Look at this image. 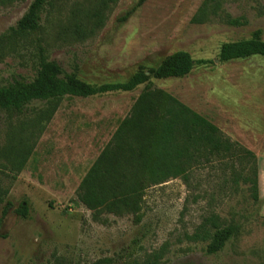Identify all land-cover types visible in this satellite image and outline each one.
Returning a JSON list of instances; mask_svg holds the SVG:
<instances>
[{
  "label": "rangeland",
  "instance_id": "374dc122",
  "mask_svg": "<svg viewBox=\"0 0 264 264\" xmlns=\"http://www.w3.org/2000/svg\"><path fill=\"white\" fill-rule=\"evenodd\" d=\"M32 2L0 0V86L32 81L42 59L91 85L124 83L140 66L153 69L165 57L187 52L196 62L192 73L152 79L153 86L256 155L259 201L216 162L194 172L189 183L175 179L150 188L140 224L131 215L94 221L77 190L144 86L60 100L53 120L30 141L33 153L18 172L4 156L7 134L46 107L37 103L22 116L0 112V264H264V58L218 60L226 43L257 30L264 40V0H224L219 16L202 25L191 20L204 0H148L126 21L139 0H49L36 31L14 32ZM97 10L104 25L91 33ZM226 15L245 25L229 26ZM22 205L27 218L16 213ZM210 218L236 228L215 255L207 253L208 241L191 240Z\"/></svg>",
  "mask_w": 264,
  "mask_h": 264
},
{
  "label": "trees",
  "instance_id": "16d2710c",
  "mask_svg": "<svg viewBox=\"0 0 264 264\" xmlns=\"http://www.w3.org/2000/svg\"><path fill=\"white\" fill-rule=\"evenodd\" d=\"M147 1L139 0L122 20L129 19L133 11ZM223 1L204 0L191 23L202 25L210 18L218 17ZM48 2L33 0L13 31L21 34L36 31ZM101 15V10H97L91 17V33L104 25ZM225 19L232 27L245 25L241 18L226 15ZM76 29L78 34L79 30ZM253 57L264 58L261 30L253 32L249 39L224 44L218 60L227 64ZM195 64L189 53L180 51L165 57L156 68L146 70L140 66L124 83L95 86L79 79L75 72L65 73L56 61L42 59L37 76L32 81L20 79L0 86V112L22 116L37 103L46 106L28 124L10 128L4 156L18 172L22 171L34 150V143L30 141L34 142L53 120L60 100L131 93L144 86L130 114L118 124L77 190L78 201L92 213L93 220L99 221L103 215H131L134 223L140 224L143 199L150 188L175 179L189 183L194 172L216 162L231 171V181L235 186L240 183L248 185L251 198L257 203L259 184L256 155L232 142L219 127L176 97L153 86L152 79L186 78ZM16 213L27 218L28 208L22 205ZM209 226L215 232H211ZM235 233L234 226L220 227L217 218H210L198 228L191 240L208 241L207 253L215 255L224 250Z\"/></svg>",
  "mask_w": 264,
  "mask_h": 264
}]
</instances>
